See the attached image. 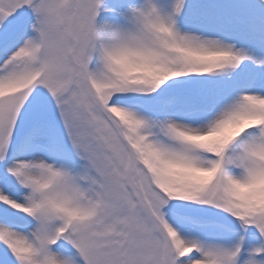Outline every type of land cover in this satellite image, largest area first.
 Returning a JSON list of instances; mask_svg holds the SVG:
<instances>
[{"label": "snow or ice", "instance_id": "obj_1", "mask_svg": "<svg viewBox=\"0 0 264 264\" xmlns=\"http://www.w3.org/2000/svg\"><path fill=\"white\" fill-rule=\"evenodd\" d=\"M0 264H264V0H0Z\"/></svg>", "mask_w": 264, "mask_h": 264}]
</instances>
